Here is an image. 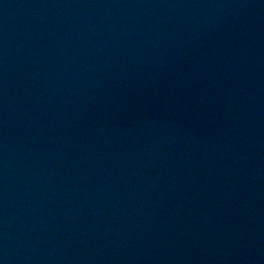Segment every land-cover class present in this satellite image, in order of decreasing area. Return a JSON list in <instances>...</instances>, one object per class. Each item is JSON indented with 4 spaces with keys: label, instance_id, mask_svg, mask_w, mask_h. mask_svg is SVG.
Returning <instances> with one entry per match:
<instances>
[{
    "label": "water",
    "instance_id": "1",
    "mask_svg": "<svg viewBox=\"0 0 264 264\" xmlns=\"http://www.w3.org/2000/svg\"><path fill=\"white\" fill-rule=\"evenodd\" d=\"M0 264H264V0H0Z\"/></svg>",
    "mask_w": 264,
    "mask_h": 264
}]
</instances>
